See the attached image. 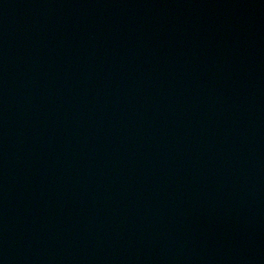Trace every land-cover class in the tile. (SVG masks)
<instances>
[{
    "label": "water",
    "instance_id": "water-1",
    "mask_svg": "<svg viewBox=\"0 0 264 264\" xmlns=\"http://www.w3.org/2000/svg\"><path fill=\"white\" fill-rule=\"evenodd\" d=\"M0 264H264V0H0Z\"/></svg>",
    "mask_w": 264,
    "mask_h": 264
}]
</instances>
